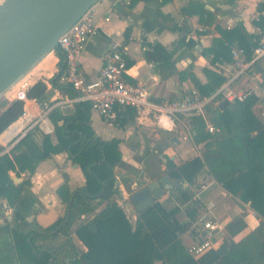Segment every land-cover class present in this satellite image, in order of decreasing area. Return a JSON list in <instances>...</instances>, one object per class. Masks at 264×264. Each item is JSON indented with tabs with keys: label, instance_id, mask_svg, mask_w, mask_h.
Wrapping results in <instances>:
<instances>
[{
	"label": "crops",
	"instance_id": "obj_1",
	"mask_svg": "<svg viewBox=\"0 0 264 264\" xmlns=\"http://www.w3.org/2000/svg\"><path fill=\"white\" fill-rule=\"evenodd\" d=\"M189 2H201L204 9L212 12L215 24L223 28H232L241 22L249 34L258 35L259 38L264 31L253 23L259 14L264 16V9L259 11L258 8L260 4H264V0H97L93 4L97 30L88 37L79 57L80 68L85 77L96 80L100 76L105 54L116 43L125 52L129 63L124 78L130 82L143 83L150 94V100L156 104H165L197 92L189 77L179 76V72L190 65L192 73L201 83H206L211 78V73L208 74L206 70L221 74L224 77L222 86L228 80L232 61L211 63V55L203 54V50L211 46L213 38L219 36V33L214 24H201L198 14L182 12L183 6ZM106 16L109 17L108 21L104 20ZM234 47L236 46H232ZM58 61L57 53L53 49L49 50L17 82L0 94L1 113L16 100L19 90H27L37 80L47 84L44 100L40 102L27 98L23 101V113L0 133V154H8L18 172L16 174L15 171H9L11 179L16 185L29 180L23 185L13 205L0 196V264H37L21 257L22 251L17 249L22 235L28 231L40 232L35 241L42 249H54L47 258L40 260V264H70L75 258L71 246L77 250H86L73 230L69 237L43 231L65 212L66 203L60 189L66 186L73 190L85 184L81 168L63 151L40 160L33 171H30L29 151L20 142L26 132L34 129V139L38 144L41 143L43 134L48 135L51 142L56 144L57 135L49 111L57 107L62 114L75 112L74 103L71 102L74 97L53 89L48 82L57 70ZM263 79L264 56L247 66L230 82L229 87L234 91L258 90ZM260 107L256 100L252 109L258 118ZM117 117L116 121L111 122L89 110V124L94 134L101 140L117 139L121 159L131 167L129 170L118 166L113 168L118 193L111 199L124 208L131 222L130 218L135 222L137 212L127 199L137 178L147 180L164 174V169H169V160L179 164L198 155L202 145L193 143L188 115L185 114L171 116L151 108L138 111L132 107H123ZM20 119L21 123L13 129L14 123ZM94 119L116 125L117 133H111L109 138H100L92 124ZM171 137H176L178 143L172 144ZM155 158L160 162L158 167L153 163ZM200 182L201 188L193 197L207 203L212 216L220 224L215 248L227 234V224L235 218H242L245 226L232 237L234 241L258 227L260 218L250 205L225 190L206 170H202L190 183L183 179L181 183L177 182V187L166 191L158 201L167 205L179 204V201L174 202L175 198L170 200L171 192H181V189L191 192L189 189ZM88 217L90 215H81L80 220ZM176 217L180 222L187 220L184 210ZM192 230L193 228L181 235L186 248L192 242Z\"/></svg>",
	"mask_w": 264,
	"mask_h": 264
},
{
	"label": "trees",
	"instance_id": "obj_2",
	"mask_svg": "<svg viewBox=\"0 0 264 264\" xmlns=\"http://www.w3.org/2000/svg\"><path fill=\"white\" fill-rule=\"evenodd\" d=\"M258 8L259 11L264 9V4ZM182 12L198 14L201 24H214L218 31L219 36L213 38L211 46L203 50L204 55H211V63L231 62L232 46L243 48L246 60L252 58L259 36L249 34L241 22L232 28H223L215 24L212 12L204 9L201 2L187 3ZM253 23L264 29V16L259 14ZM53 50L59 61L56 72L48 82L53 89L68 97H75L72 87L60 81L63 57L57 48ZM191 69L192 65L179 72V76L189 77L201 97L213 94L224 81L221 74L206 70L208 74L211 73V78L201 83ZM46 89L47 84L37 80L26 90V96L42 102ZM255 101L254 96H248L243 101L232 103V107L222 109L213 101L206 106L208 117L189 115L191 139L195 145H202L200 153L179 164L171 160L168 162L171 177L190 183L202 170H206L225 190L250 205L260 218V223L240 240L232 239L245 226L242 218L238 217L227 224V234L217 248L197 258L191 256L181 235L192 229L202 202L188 191H181L176 197L179 204L167 205L155 201L137 212L136 220L132 223L124 208L111 199L118 193L113 168L118 166L129 170L131 167L121 159L117 139L101 140L94 134L89 124L88 101L74 102L75 112L72 114H62L57 107L49 111L57 135L56 144L46 134L42 135V141L38 144L34 139V129L26 132L20 140L29 151L30 171L52 153L66 151L85 176V184L81 187L69 190L63 186L60 189L66 203L65 212L43 231L67 237L74 231L86 250L71 246L75 258L70 264H154L156 261L161 264H264V125L253 112ZM24 107V102L16 99L0 113V133L23 113ZM207 121L214 126V131L206 129ZM9 171L18 173L9 155L0 154V196L13 205L29 180L16 185ZM181 210L187 216L185 222H180L176 217ZM81 215L90 217L80 220ZM39 235L40 232L28 231L17 244V249L22 251L21 257L37 264L54 252L53 247L42 249L36 243Z\"/></svg>",
	"mask_w": 264,
	"mask_h": 264
},
{
	"label": "built area",
	"instance_id": "obj_3",
	"mask_svg": "<svg viewBox=\"0 0 264 264\" xmlns=\"http://www.w3.org/2000/svg\"><path fill=\"white\" fill-rule=\"evenodd\" d=\"M105 21L109 17H104ZM94 5H90L57 39V49L63 57L60 81L69 84L76 93L71 102L88 101L90 109L107 121L117 118L120 108L132 107L138 111L151 108L174 116L178 113L185 115L200 114L206 117V106L221 100L229 104L243 101L248 96H254L260 103L259 119L264 125V79L258 90L234 91L229 87L233 79L239 76L247 66L254 64L264 56V31L254 49L252 58L245 59V51L241 47L231 49L232 63L228 80L213 94L201 97L192 92L182 98L174 99L165 104H156L150 100L146 86L141 82H130L124 78L128 68L125 52L119 44L114 43L105 54V63L100 76L96 80H88L80 68L79 57L90 35L96 33ZM16 99L25 101L26 90L16 93ZM206 129L214 131V126L207 121ZM202 210V209H201ZM193 239L187 251L194 258L215 248V239L220 230L219 222L212 216L210 207L206 206L192 224Z\"/></svg>",
	"mask_w": 264,
	"mask_h": 264
},
{
	"label": "water",
	"instance_id": "obj_4",
	"mask_svg": "<svg viewBox=\"0 0 264 264\" xmlns=\"http://www.w3.org/2000/svg\"><path fill=\"white\" fill-rule=\"evenodd\" d=\"M97 0H3L0 2V94L17 82L49 50L57 47L58 37ZM206 2L207 0H202ZM220 5V4H219ZM211 9L213 7L209 6ZM219 108L232 107L226 100ZM170 142L177 144L176 137ZM152 179L137 178L129 193L136 212L159 200L182 179L168 174Z\"/></svg>",
	"mask_w": 264,
	"mask_h": 264
},
{
	"label": "rangeland",
	"instance_id": "obj_5",
	"mask_svg": "<svg viewBox=\"0 0 264 264\" xmlns=\"http://www.w3.org/2000/svg\"><path fill=\"white\" fill-rule=\"evenodd\" d=\"M206 117H208V113L206 112ZM185 123H186V125H187V121L185 120ZM92 124H93V126L96 128V130L98 131V134H99V136H100V138H109V135L111 134V133H113V134H115V133H117V130H116V125H114V124H105V123H102L99 119H94L93 121H92ZM153 163H155V165L158 167V165H159V160L158 159H154L153 160ZM201 188V182L199 183V184H197V186H195L193 189H189L191 192V194H192V197L193 196H195V194H197L198 192H196L197 190H199ZM181 191H184L183 189H181ZM180 194V192H171V194H170V197H171V201H173L174 200V198H175V200H174V202H178V200L176 199V196H178ZM173 199V200H172ZM129 199H127V201H128ZM208 202V201H207ZM207 206V203H202V210H200V213H201V211H203V209L205 208ZM131 217H132V214H129ZM131 220H132V223H134L133 222V219L132 218H130ZM154 264H160L159 262H155Z\"/></svg>",
	"mask_w": 264,
	"mask_h": 264
},
{
	"label": "bare ground",
	"instance_id": "obj_6",
	"mask_svg": "<svg viewBox=\"0 0 264 264\" xmlns=\"http://www.w3.org/2000/svg\"><path fill=\"white\" fill-rule=\"evenodd\" d=\"M2 1H3V0H0V2H2ZM21 121H22L21 119L18 120V121H16V122L14 123L13 129H14L16 126H18V125L21 123ZM11 130H12V129H11ZM11 130H10V131H11ZM10 131H9V132H10Z\"/></svg>",
	"mask_w": 264,
	"mask_h": 264
}]
</instances>
